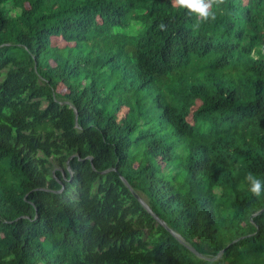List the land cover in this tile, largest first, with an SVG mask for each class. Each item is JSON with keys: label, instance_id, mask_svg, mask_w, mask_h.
<instances>
[{"label": "trees", "instance_id": "1", "mask_svg": "<svg viewBox=\"0 0 264 264\" xmlns=\"http://www.w3.org/2000/svg\"><path fill=\"white\" fill-rule=\"evenodd\" d=\"M213 10L0 0V264H264V0Z\"/></svg>", "mask_w": 264, "mask_h": 264}, {"label": "clouds", "instance_id": "2", "mask_svg": "<svg viewBox=\"0 0 264 264\" xmlns=\"http://www.w3.org/2000/svg\"><path fill=\"white\" fill-rule=\"evenodd\" d=\"M226 3V0H171L172 7L183 12L189 18L193 19L192 27L198 30L202 23L214 22L217 19L213 10L214 6L219 7ZM161 31H166L167 26L163 23L159 25ZM247 184V189L257 199L264 197V179L255 173L249 172L245 181L240 184L243 190Z\"/></svg>", "mask_w": 264, "mask_h": 264}, {"label": "rangeland", "instance_id": "3", "mask_svg": "<svg viewBox=\"0 0 264 264\" xmlns=\"http://www.w3.org/2000/svg\"><path fill=\"white\" fill-rule=\"evenodd\" d=\"M52 44L55 46L61 47V48L65 47V46L70 47L72 45V44H66L61 38L53 39ZM59 90H61V89H59Z\"/></svg>", "mask_w": 264, "mask_h": 264}, {"label": "water", "instance_id": "4", "mask_svg": "<svg viewBox=\"0 0 264 264\" xmlns=\"http://www.w3.org/2000/svg\"><path fill=\"white\" fill-rule=\"evenodd\" d=\"M134 196L138 199V201L141 203V205L144 207V208H146L147 209V211H150L149 209H148V206L144 203V201L142 200V199H140L136 194H134ZM161 224H163L162 222H161V220L160 219H158V218H156ZM221 254V252L219 253V255Z\"/></svg>", "mask_w": 264, "mask_h": 264}]
</instances>
